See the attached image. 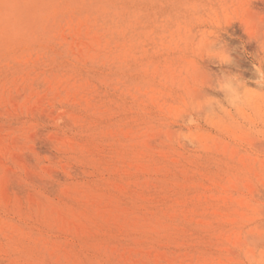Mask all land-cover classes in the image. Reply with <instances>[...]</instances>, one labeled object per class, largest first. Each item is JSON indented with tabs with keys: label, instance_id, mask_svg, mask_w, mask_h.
Here are the masks:
<instances>
[{
	"label": "rangeland",
	"instance_id": "rangeland-1",
	"mask_svg": "<svg viewBox=\"0 0 264 264\" xmlns=\"http://www.w3.org/2000/svg\"><path fill=\"white\" fill-rule=\"evenodd\" d=\"M257 63L264 0H0V264H264Z\"/></svg>",
	"mask_w": 264,
	"mask_h": 264
},
{
	"label": "clouds",
	"instance_id": "clouds-1",
	"mask_svg": "<svg viewBox=\"0 0 264 264\" xmlns=\"http://www.w3.org/2000/svg\"><path fill=\"white\" fill-rule=\"evenodd\" d=\"M253 67L256 69L257 72L260 73V76H261L260 80L254 81L253 83H255L257 85H261V87H259V88L249 87L245 90V93L243 96V103L241 106L238 107V111L241 108H246V109L252 108L254 101L258 98L252 92H250L249 89H254L256 93H264V66L257 63V64H253ZM184 139L189 145L195 146V142L192 139H190L189 137L185 136Z\"/></svg>",
	"mask_w": 264,
	"mask_h": 264
},
{
	"label": "bare ground",
	"instance_id": "bare-ground-1",
	"mask_svg": "<svg viewBox=\"0 0 264 264\" xmlns=\"http://www.w3.org/2000/svg\"><path fill=\"white\" fill-rule=\"evenodd\" d=\"M155 159V158H154ZM167 178V177H166ZM96 186V185H95ZM178 190V189H177ZM181 191V190H180ZM172 196V195H171ZM136 202V201H135ZM146 202V201H145ZM149 202V201H148ZM137 203V202H136ZM187 203V202H186ZM153 207V206H152ZM194 232V231H193ZM236 244V243H235ZM210 251V250H209ZM219 255V254H218ZM105 258V257H104Z\"/></svg>",
	"mask_w": 264,
	"mask_h": 264
}]
</instances>
